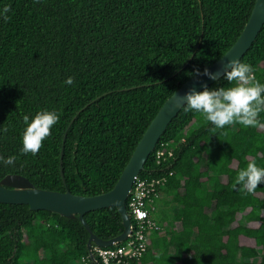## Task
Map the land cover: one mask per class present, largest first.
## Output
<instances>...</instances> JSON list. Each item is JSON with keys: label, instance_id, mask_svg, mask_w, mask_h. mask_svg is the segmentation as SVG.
<instances>
[{"label": "trees", "instance_id": "obj_1", "mask_svg": "<svg viewBox=\"0 0 264 264\" xmlns=\"http://www.w3.org/2000/svg\"><path fill=\"white\" fill-rule=\"evenodd\" d=\"M253 4L0 0L11 9L0 19V128H8L0 156L16 157L0 162V180L19 175L36 189L78 196L109 191L164 100L233 44ZM240 61L264 83V24ZM228 86L220 78L208 88ZM41 110L59 121L38 154H22V118ZM258 119L264 124V112ZM213 128L182 107L144 163L139 178L165 182L161 208L149 214L162 232L147 233L140 264H264V184L251 194L233 187L250 160L264 167V127ZM159 149L172 156L156 164ZM83 219L86 228L77 216L0 203V264H93L89 233L107 241L123 228L114 207Z\"/></svg>", "mask_w": 264, "mask_h": 264}, {"label": "water", "instance_id": "obj_2", "mask_svg": "<svg viewBox=\"0 0 264 264\" xmlns=\"http://www.w3.org/2000/svg\"><path fill=\"white\" fill-rule=\"evenodd\" d=\"M264 24V0H254L250 15L233 44L206 68L210 72H219L220 76L229 60H240ZM205 69V68H204ZM203 69V70H204ZM201 71V73L203 72ZM218 80V79H217ZM216 80L206 76L191 77L182 83L159 107L137 141L127 163L123 167L113 187L94 196H78L68 191L56 192L36 189L24 177L6 175L0 180V203L9 205H26L30 211L44 210L64 218L77 216L86 228L84 214L108 207H114L120 216L122 232L116 237L101 241L89 233L86 241L87 256L93 264H98L91 255V247H110L122 243L129 237L131 221L125 209V202L134 180L143 169L148 156L165 131L170 121L182 108L179 98L190 88L202 90V85L210 86Z\"/></svg>", "mask_w": 264, "mask_h": 264}, {"label": "clouds", "instance_id": "obj_3", "mask_svg": "<svg viewBox=\"0 0 264 264\" xmlns=\"http://www.w3.org/2000/svg\"><path fill=\"white\" fill-rule=\"evenodd\" d=\"M10 11L9 6L0 8V19L5 22L9 20L7 14ZM190 75H203L211 80L223 78L230 86L210 89L207 85H202L201 91L190 88L179 98L183 111L202 114L204 119L214 126L213 131L234 124L246 128L264 127L258 119L260 113L264 112V83L257 80L250 64L233 59L227 62L222 76L219 72L213 73L207 68L202 73L199 69H194ZM73 82L72 77L65 80L67 85H72ZM59 118L56 111L47 110L38 111L31 120L28 115H24L22 119L26 127L22 133V154H38ZM7 131V127L0 128V132ZM15 161V156L6 159L0 156V162L5 165H13ZM261 184H264V167H259L255 160H250L246 168L239 170L233 187L239 186V191L251 194Z\"/></svg>", "mask_w": 264, "mask_h": 264}, {"label": "built area", "instance_id": "obj_4", "mask_svg": "<svg viewBox=\"0 0 264 264\" xmlns=\"http://www.w3.org/2000/svg\"><path fill=\"white\" fill-rule=\"evenodd\" d=\"M171 156V150L165 152L159 149L155 153V162L160 164ZM164 182V177L145 179L139 178L138 175L126 198V212L133 221L130 235L122 243L114 246L105 248L92 246L91 255L98 264H140L147 246V233L162 232V229L149 218V214L157 208L160 189Z\"/></svg>", "mask_w": 264, "mask_h": 264}, {"label": "rangeland", "instance_id": "obj_5", "mask_svg": "<svg viewBox=\"0 0 264 264\" xmlns=\"http://www.w3.org/2000/svg\"><path fill=\"white\" fill-rule=\"evenodd\" d=\"M257 131H262V127H256ZM203 165H202V169H203ZM222 182L224 181L223 178L220 179ZM255 196L257 197H262L261 194L256 193ZM239 245H245V246H251L252 242L250 240L244 239V238H239Z\"/></svg>", "mask_w": 264, "mask_h": 264}, {"label": "crops", "instance_id": "obj_6", "mask_svg": "<svg viewBox=\"0 0 264 264\" xmlns=\"http://www.w3.org/2000/svg\"><path fill=\"white\" fill-rule=\"evenodd\" d=\"M160 208H161V205L157 204L156 211H158ZM152 219H153V217H152ZM152 221H154L156 224H158L154 219ZM146 264H151V263H146Z\"/></svg>", "mask_w": 264, "mask_h": 264}]
</instances>
